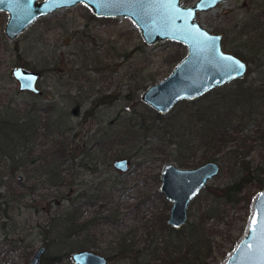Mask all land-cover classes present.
<instances>
[{
	"label": "trees",
	"instance_id": "obj_1",
	"mask_svg": "<svg viewBox=\"0 0 264 264\" xmlns=\"http://www.w3.org/2000/svg\"><path fill=\"white\" fill-rule=\"evenodd\" d=\"M249 14L248 18L241 19L233 27L240 45L235 46L229 40L231 36L227 28L221 29L216 25L215 31L222 36L221 45L225 52L249 65L259 59L260 68L264 70V6L253 7ZM94 58L102 65V70L109 71L108 77L99 80L104 84L103 93L111 87L113 75L120 72V68L119 84L129 87L119 98L122 107L111 120L97 119L99 113L101 115L102 111L112 106L115 100L110 99L111 96L101 95L72 106L75 117L95 120L96 127L86 136L83 144L70 145L71 133L76 129L72 125L73 115L57 107L55 101L43 102L41 99L45 97H41V93H26L25 100L17 94L18 97L9 98L0 105V238L4 236L5 240L0 242V257L10 256L20 248L17 243L21 240L10 238L8 241L6 238L9 233L14 234L15 226H20L24 209L34 205L31 204L36 202L33 194L38 191L36 195L49 207L40 211L45 223L37 224L35 228L39 229L38 234L47 247L83 251L98 237L112 235L115 238L113 242L107 249L101 250L108 262L115 259L123 264H208L207 261L211 260L217 264L220 256L225 261V245L233 243L230 247L232 252L238 243L232 241V236L219 240L217 235H221L220 232L209 239V229L205 224L218 218L221 206L241 205L244 226L251 214L254 197L264 190V170L260 172V168L248 172L243 169L246 172L242 173L244 177L211 189L213 200L208 208L199 212L198 224L187 222L179 230L168 227L165 199L159 191H152L149 198H157L162 206L154 212V219L146 221V226L127 231L119 226H109L121 215L123 206L115 202L120 193L119 185L104 178L103 172L99 171L100 166L108 167L109 159L115 155L131 158L130 150L135 151L133 153L137 158L146 159L151 151H156L152 147L154 143L157 148L158 141L163 137L158 129L147 124L138 111L127 109V104L135 99L142 103L138 92L145 86L132 89L131 83L143 74V69L137 64L126 69L117 63L121 58L118 54L110 66L107 65V57L95 55ZM182 58L181 52L173 55L176 63ZM95 71L98 72L95 68L89 70ZM38 72L42 75V71ZM252 72L249 69L248 75ZM232 87L227 84L197 100L177 104L182 107L184 122L179 128H172L167 145L174 146L172 151L176 156L173 159L180 168L195 167L208 161L219 162L223 170L229 168V157L236 154L229 151V140L238 139L246 122L253 119L254 111L264 107L263 85L248 83L239 89L235 87V90ZM155 117L161 119L163 116L155 113ZM244 142L241 140L236 148H245ZM139 165L137 163V167ZM19 174L26 175L27 179L21 180ZM87 176L91 179L88 180ZM155 176L154 184H157L160 177L159 174ZM48 197L53 202H48ZM104 226L107 228L101 229ZM209 233L212 235L213 232ZM64 259L70 260L69 253L48 258L43 255L41 264H60Z\"/></svg>",
	"mask_w": 264,
	"mask_h": 264
},
{
	"label": "rangeland",
	"instance_id": "obj_2",
	"mask_svg": "<svg viewBox=\"0 0 264 264\" xmlns=\"http://www.w3.org/2000/svg\"><path fill=\"white\" fill-rule=\"evenodd\" d=\"M196 1L182 0L181 4L183 6H191ZM260 5L264 6V0H229L220 3L211 11L199 14L196 19L213 34H216V25L221 29L227 28L231 36L229 40L233 45L238 46L241 42L236 38L233 27L241 19L249 17L250 9ZM8 19V13L0 11V105L9 100V98L18 97L17 94H20V99H27L26 93L18 91L17 83L10 74L11 68L22 66L30 70L42 71V78L38 83V88L41 91V97H45V99L41 100L43 102L47 100L55 101L57 107L73 115L72 125H75L76 129L71 133L70 145L83 144L86 136L91 134L96 127L95 120H83L75 117V114L72 113L74 104L85 103L87 99L91 100L101 95L111 96L110 99L115 100L112 106L105 109L104 112L102 111L103 115H100V113L97 115L98 120H111L122 107L119 98L127 92L129 87L127 85L120 86L119 84L118 78L121 77L122 70L120 68V72H116L113 75L111 87L103 93L104 84L100 83L99 80L100 78L108 77L109 71L102 70V65H99L100 63L94 58L95 55L107 57V65L110 66L114 63L113 58L118 54L121 55V58L117 60V63L123 65L126 69L133 64H137L139 68L143 69V74L137 76V78L135 77L131 83L132 89L140 85L145 86V89L138 92L140 98L148 87L161 82L172 73L179 63L175 62L173 55L176 56L181 52L182 59H184L187 53L183 45L172 41L158 42L150 46L146 45L140 36L139 30L129 19L98 18L92 14L89 8L82 4L57 10L49 16L38 19L13 40H9L4 32ZM260 64L259 59L251 62L249 69L253 72L241 80L230 83L233 86L232 88L234 90L239 89V87L248 83L264 86V70L260 68ZM94 68L98 72H89L90 69L94 70ZM111 68L112 66L110 70ZM70 106L71 108H69ZM127 106V109L132 110L133 108L142 115L141 117H145L147 124L158 129L160 136L163 138L158 141V150L154 143L152 147L156 151L153 153L151 151L146 159L137 158L133 153L135 151L130 150L131 158L115 155V157L113 156L109 159L108 167L101 165L99 168V171L103 172L104 178H109L119 185L120 193H118L115 202L121 203L123 208L121 209V215L115 219L114 224L109 226H119L124 231L133 227L146 226V221L149 218L154 219V212L161 209L160 200L157 198L152 200L149 198V193L158 191L160 178L158 183L154 184V176L159 174L160 177V172L165 165L173 164L177 168L184 170L200 166L180 168L173 159L176 156L172 151L174 146L168 147L167 145L172 128H179L182 121L184 122L181 106L177 105L170 114L163 116L161 119H157L155 117L156 112L145 104L139 103L138 99L128 103ZM259 121L260 118L255 116L245 130L241 131V135H238L237 140L229 141V151L236 152V154H232L229 157V168L224 170L221 168L219 175L210 181L189 204L187 222L199 223V212L208 208L211 199L213 200L211 189L222 187L244 177L245 175H242V173L246 172L243 169L248 170V172H254L260 168V172L264 170V142L257 145L252 141H247L244 142V144L248 145L245 148H236V145H238V142L240 144L243 137L254 135ZM254 122L257 123V126L254 125ZM135 148L132 150H135ZM122 158L129 159V169L125 173L112 168V162ZM137 163L140 164V167H137ZM19 175L21 180L27 179L26 175ZM260 178L262 177L260 176ZM87 179L89 180L91 177L87 176ZM149 189L151 192H149ZM1 190L2 188H0V192ZM38 193L36 191L33 194L36 202L31 204L34 205L24 209L20 218V226H15L14 234H10L7 231L11 237L8 236L6 240L9 241L10 238L12 240H21V243H17L20 248L10 256L0 257V264H27L35 251L41 246L45 247L44 257L46 258L56 254L69 253L70 255L74 252L64 248L47 247L44 244L42 236L38 234L39 229L35 227L37 224L45 223L43 214L41 215L40 211L46 210L49 205L44 200H41L39 195H36ZM30 198L32 197L30 196ZM47 201L53 202L51 197H48ZM220 202L219 200L218 203ZM138 203L140 204L136 207L135 204ZM165 203L167 204L166 214L168 216L171 203L166 200ZM241 207V205L224 208L221 206L222 212L217 216L218 218H214L205 224L206 228L213 232L210 235L209 231H207V237L212 239L216 232H220L221 235H217L219 240L224 241L228 236H232V241L238 243L246 233L249 219L247 217L243 226L241 214L244 212ZM250 210L252 211V209ZM35 211H39V213L34 214ZM106 228L104 226L101 229ZM3 237L1 236L0 242L2 240L5 241ZM113 239L115 238H112V235L107 238L98 237L97 241L93 242L87 250L103 254L101 250L107 249ZM232 244L227 243L223 249L227 257L231 253L230 247ZM219 256L220 254L217 256V260ZM223 259L220 256L217 264H223ZM207 262L208 264L215 263L211 260ZM60 264L72 263L70 260L64 259ZM108 264L123 263L113 259Z\"/></svg>",
	"mask_w": 264,
	"mask_h": 264
},
{
	"label": "water",
	"instance_id": "obj_3",
	"mask_svg": "<svg viewBox=\"0 0 264 264\" xmlns=\"http://www.w3.org/2000/svg\"><path fill=\"white\" fill-rule=\"evenodd\" d=\"M226 1L229 0H197L191 6H183L182 0H0V11L9 15L4 30L9 40L40 18L82 4L98 18L129 19L146 45L163 41L183 45L187 50L185 58L167 78L148 87L140 98L158 115L166 116L179 102L197 100L246 76L249 64L225 52L222 36L211 33L196 19ZM237 62L243 65L242 69L236 68ZM10 74L20 93H41L38 83L42 76L38 71L15 66ZM112 168L125 173L129 160L116 159ZM220 170L217 161H208L190 170L173 164L162 168L158 191L171 203L166 219L168 227L179 230L185 226L189 204ZM251 209L246 233L223 264H264V190L255 196ZM44 253L45 248L39 247L27 264H41ZM70 261L72 264H108L105 256L90 250L71 253Z\"/></svg>",
	"mask_w": 264,
	"mask_h": 264
},
{
	"label": "flooded vegetation",
	"instance_id": "obj_4",
	"mask_svg": "<svg viewBox=\"0 0 264 264\" xmlns=\"http://www.w3.org/2000/svg\"><path fill=\"white\" fill-rule=\"evenodd\" d=\"M248 71H249V69H248ZM246 75H248V72H247V74ZM42 76V75H41ZM264 87V86H263ZM259 105V104H258ZM249 106L250 107H252V108H256V106L255 105H251V104H249ZM248 106V107H249ZM254 113H255V115L254 116H252V118L254 119V117L256 116V117H259L260 118V121L258 122L259 123V125H258V127H257V130H256V132L254 133V135L253 136H248V137H246V138H242V140H244L245 142H254V143H256L257 145L258 144H262L263 142H264V107L262 106V107H260L259 109H256L255 111H254ZM253 119H251L248 123L246 122V125L242 128V130L244 129L245 130V128L250 124V122H252L253 121ZM257 123L256 122H254V125H256ZM257 126V125H256ZM241 130V131H242ZM240 135H241V132L239 133ZM231 140H233V139H231ZM235 140H237V139H235ZM230 141V140H229ZM238 144H239V142H238ZM246 146H248L247 144H245ZM237 146V145H236ZM167 219V218H166ZM167 225V224H166ZM104 256V255H103ZM108 260V259H107ZM109 263V262H108Z\"/></svg>",
	"mask_w": 264,
	"mask_h": 264
},
{
	"label": "snow or ice",
	"instance_id": "obj_5",
	"mask_svg": "<svg viewBox=\"0 0 264 264\" xmlns=\"http://www.w3.org/2000/svg\"><path fill=\"white\" fill-rule=\"evenodd\" d=\"M236 68H237V69H242V68H243V65H242V64H239V63L237 62V64H236ZM253 223H254V224L256 223L255 219L253 220Z\"/></svg>",
	"mask_w": 264,
	"mask_h": 264
}]
</instances>
